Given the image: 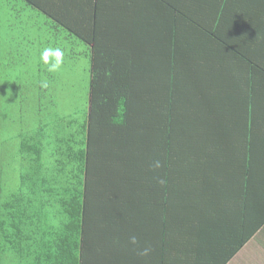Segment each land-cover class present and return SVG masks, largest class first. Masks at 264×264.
<instances>
[{
	"label": "trees",
	"instance_id": "1",
	"mask_svg": "<svg viewBox=\"0 0 264 264\" xmlns=\"http://www.w3.org/2000/svg\"><path fill=\"white\" fill-rule=\"evenodd\" d=\"M131 1L0 0L14 42L45 25L91 81L67 114L42 117L40 92L33 129L0 140V264H199L212 246L225 264L264 219L247 205L264 208V0H141L132 37ZM228 117L256 129L224 138Z\"/></svg>",
	"mask_w": 264,
	"mask_h": 264
},
{
	"label": "rangeland",
	"instance_id": "2",
	"mask_svg": "<svg viewBox=\"0 0 264 264\" xmlns=\"http://www.w3.org/2000/svg\"><path fill=\"white\" fill-rule=\"evenodd\" d=\"M11 24L7 20L3 22L0 9V80L3 78L5 85L7 84L5 96H0V120L3 127L0 131L1 141L9 139L13 134H18L21 131L20 126L24 128L23 132L31 131L38 121L37 115L41 108H43L42 117L48 116L51 111L50 101L55 104L56 113L59 115L76 110L79 101L83 99L85 102L91 83L89 72L84 71V68L89 65L87 59L79 60L77 56L69 55L75 49L80 50V45L74 44L72 50L65 54L61 69L50 74L46 70V65L40 60V55L46 47L61 48L64 46L65 36L53 37L50 41L51 33L46 30L45 25H40L37 30L34 23L31 30L35 34L34 37L19 38V41L14 42L13 40L17 38L12 37ZM43 30H46V33ZM2 34L8 40L7 45L3 47ZM31 40H35V46L30 45ZM39 70L43 71L40 73L42 80L48 81L47 88H37L40 86L41 78H37V75L32 77ZM40 92L46 95V99H42L41 108L37 101ZM2 151L3 147H0V156L3 155ZM9 153L10 150L7 151V155ZM3 166V163H0V189L2 183L9 185L8 179L2 176L3 172L8 171ZM3 263L12 264V261L6 259Z\"/></svg>",
	"mask_w": 264,
	"mask_h": 264
},
{
	"label": "crops",
	"instance_id": "3",
	"mask_svg": "<svg viewBox=\"0 0 264 264\" xmlns=\"http://www.w3.org/2000/svg\"><path fill=\"white\" fill-rule=\"evenodd\" d=\"M147 8H145V3H143L141 0L140 2H134L131 1V8L124 12V14H131V28H128V30H131L130 34L132 37V34L136 33L138 30V27L141 26L142 22H144V25H147L146 20L143 18H140V14L143 13V15H146ZM128 20H130L129 17H127ZM123 40V39H122ZM128 41L130 39L127 38ZM85 48V47H84ZM86 49V48H85ZM137 46H132L131 51H137ZM264 85H260L256 87L258 89V98L260 101L264 102V92L262 90V87ZM264 108V107H263ZM259 110V111H258ZM255 115L258 117L260 121H264V110H261L260 107H257L254 110ZM262 127H264V122H260ZM249 129H256L253 122H236L234 119L228 117L226 118V121L224 122L223 126H220V129L222 130V134L225 137H228L229 134L235 135L237 138L240 137V135H243V131L247 128ZM261 134V133H260ZM263 151V150H262ZM260 151V152H262ZM264 181V175H261L257 185L258 188ZM255 185V188L256 186ZM251 202H247V205H250L251 211H255V216L264 218V208L256 209L254 208L256 203H254V200H249ZM264 204V200L262 202ZM242 213H240L239 217L242 218L244 210H241ZM248 214V212H247ZM257 228L256 233L251 236V238L246 241L242 247L238 250V253L228 262L225 264H264V219L261 221H257ZM214 246L209 248L208 255H204L203 257L207 260L206 262H199V264H216L218 262L222 261V258L219 257L220 253L218 249L216 251L213 250ZM96 262V261H95ZM94 263V262H90ZM112 264H124L123 262H119L118 259L114 260ZM132 264V262H130ZM178 264H186V261L184 259L179 258ZM192 264V262L190 263ZM193 264H195L193 262Z\"/></svg>",
	"mask_w": 264,
	"mask_h": 264
},
{
	"label": "clouds",
	"instance_id": "4",
	"mask_svg": "<svg viewBox=\"0 0 264 264\" xmlns=\"http://www.w3.org/2000/svg\"><path fill=\"white\" fill-rule=\"evenodd\" d=\"M64 50L60 47H46L43 49L41 55H40V60H42L43 64L46 65V70L49 73H56L58 72L62 65L64 64ZM40 86L43 88L48 87V81L42 80L40 81ZM161 162L159 160L155 161L152 165L154 169H159L161 167ZM158 182L161 185H165L167 181L163 178L158 179ZM129 243L131 245H137L138 244V238L135 235L130 236L129 238ZM151 249L150 248H143L139 251L140 256H147L149 255Z\"/></svg>",
	"mask_w": 264,
	"mask_h": 264
}]
</instances>
